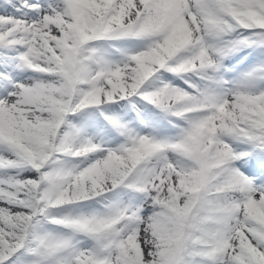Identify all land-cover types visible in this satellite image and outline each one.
<instances>
[{
	"label": "snow or ice",
	"instance_id": "snow-or-ice-1",
	"mask_svg": "<svg viewBox=\"0 0 264 264\" xmlns=\"http://www.w3.org/2000/svg\"><path fill=\"white\" fill-rule=\"evenodd\" d=\"M0 264H264V0H2Z\"/></svg>",
	"mask_w": 264,
	"mask_h": 264
},
{
	"label": "rangeland",
	"instance_id": "rangeland-1",
	"mask_svg": "<svg viewBox=\"0 0 264 264\" xmlns=\"http://www.w3.org/2000/svg\"><path fill=\"white\" fill-rule=\"evenodd\" d=\"M0 2H2V0H0Z\"/></svg>",
	"mask_w": 264,
	"mask_h": 264
}]
</instances>
